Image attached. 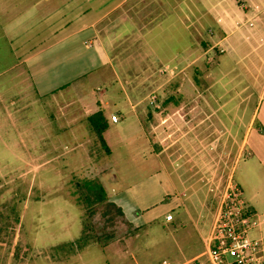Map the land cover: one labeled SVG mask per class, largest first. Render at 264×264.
Listing matches in <instances>:
<instances>
[{
	"label": "rangeland",
	"instance_id": "obj_1",
	"mask_svg": "<svg viewBox=\"0 0 264 264\" xmlns=\"http://www.w3.org/2000/svg\"><path fill=\"white\" fill-rule=\"evenodd\" d=\"M160 1L133 0L125 8L124 17L136 19L139 25L135 28L141 35L146 33L150 53L140 43L145 53L137 60L129 59L139 69L137 80L124 76L123 91L105 108L110 120L106 134L109 152L83 122L69 121L68 116L82 111L58 105L51 97L35 99L25 72L0 73V264H212L207 253L185 262L205 249L186 210L197 214L208 228L218 205L236 185L231 167L243 157L242 135L264 80V73L256 72L250 78L244 73L249 64L248 68L257 65L264 72V56L258 52L264 47V7L236 1L241 6L234 17L240 20L225 26L227 33L242 40L233 54L239 61L236 64L228 41H217L219 34L209 28L208 20L197 22L196 12L200 15L201 11H175L178 17H185L187 26L168 23L171 17L153 25L167 12L158 9ZM202 3L200 0L199 5ZM176 17L172 20L177 23ZM251 32L257 35L255 58L247 56L241 44L247 43ZM14 60L0 41V70ZM169 61L176 68L161 71L168 68ZM231 67L235 68L220 80L223 84L211 86L217 71ZM133 83L137 85L131 93ZM151 89L156 91L158 107L148 102ZM170 96L173 100L162 105ZM110 112L117 123L111 122ZM186 118L190 119L188 125ZM201 118L202 144L188 149L190 155L200 157V165L192 172L196 183L187 188L181 136ZM75 137L80 139L74 142ZM154 138L163 149L159 157L167 164L164 167L173 191L166 192L168 181L163 173L152 175L160 165H141L142 157L149 154L148 141L151 144ZM237 165L236 177L243 170L244 159ZM96 166L105 170L98 172ZM101 176L106 177L104 182ZM86 178H96L105 191L124 190L123 206L134 223L123 216L103 215L101 204L86 206L77 184ZM170 198L179 203L171 211L172 221L164 219ZM135 207L137 217L132 215ZM83 230L89 235L88 243L79 249L75 241ZM249 235L256 237L259 232L254 229ZM68 242L74 249L59 246Z\"/></svg>",
	"mask_w": 264,
	"mask_h": 264
},
{
	"label": "crops",
	"instance_id": "obj_2",
	"mask_svg": "<svg viewBox=\"0 0 264 264\" xmlns=\"http://www.w3.org/2000/svg\"><path fill=\"white\" fill-rule=\"evenodd\" d=\"M131 1L134 3L133 0H0V41L15 59L9 66L0 70V73H10L13 69L25 72L35 99L42 100L51 97L58 105H67L68 108L73 106L79 109L82 112L76 116H68L69 121L83 122L87 132L92 133L87 116L100 109L106 117L105 108L109 106L110 100H115L123 91L124 76L129 77L131 81L137 80L135 72L138 68L133 67L134 62L131 63V61L139 59L141 53H145L141 51L143 45L140 43L145 44V48L150 53L146 33L141 35L135 28L139 25L136 19L129 16L124 17L125 8L131 7ZM199 1L193 0L192 3L187 0L160 1L158 9L167 12L153 25H160L163 18L171 17L168 23L187 26V21L184 22L185 17H178L175 11L182 12L191 9L201 11L200 15L196 12L197 22L203 19L208 20L209 28L215 29L219 34L217 41L227 40L229 53L236 54V43L242 42L241 37L227 33L225 26H232L240 20L234 17V13L239 12L241 4H237V0H202L203 3L199 5ZM188 4L193 6L189 8ZM257 4L264 7V0H247V5L256 7ZM173 15L177 16V23L172 20ZM256 36L255 32L247 33V43H241L248 52L247 56L248 54L253 56ZM258 52L264 56V47L258 48ZM253 57L255 58V55ZM233 60L236 64L239 62L235 61V57ZM171 64V61L166 63V65ZM249 65H247V72H244L249 78L256 72L264 73L261 66L255 65L252 69V66L248 68ZM232 68L235 67L217 71L215 76L217 78L213 80L211 86L223 84L220 82L221 78L231 73ZM229 80L230 78L227 81ZM150 82L154 83L152 80ZM196 82L198 86L197 79ZM133 85L132 87L129 85L131 93L137 84L133 83ZM245 87L246 85L243 89ZM257 89L258 93L250 109L248 124L242 135L243 170L238 177L235 176L237 164L242 158L236 159L231 167V175L239 188L242 200L251 211L264 218V80ZM128 91L127 94L131 96ZM152 92L156 91L151 89L149 94ZM246 104L247 101H245ZM133 106L135 104H131L132 108ZM112 113L110 112L111 122L117 123L118 120L112 121ZM106 120L107 127L103 132V137L107 144L106 134H108L110 120L107 117ZM189 121L190 119L186 118L184 123L187 124ZM202 122V118L196 120L195 125H191L190 129L183 132L185 135L181 136H184L183 148L186 151L183 154L184 159L182 158L181 165L186 175L184 182L187 188L196 183V180L193 181L194 173L192 172L197 165H200L198 161L200 157L190 155L188 149L194 150L202 144L200 139V135L204 137L203 130L200 129ZM56 130L58 132L59 129ZM73 134L76 133L73 132ZM76 139L80 138L75 137L73 141L75 142ZM148 146L149 154L142 157L141 165H160L159 168L154 167L152 175L157 177L158 174L163 173L168 181L166 192L168 189L173 191L174 184L170 179L168 180L164 167L167 164L160 158L163 149L159 148L156 139L151 141V144L148 141ZM212 163L211 160L210 164ZM93 165L104 164L94 162ZM106 165L113 164L107 162ZM96 170L103 172L105 168L96 166ZM104 177L101 176L100 181L104 182ZM123 191L110 188L105 192L108 199L121 207L124 219L129 223H134L126 215L121 196ZM168 202L171 204L164 212V219L172 221L174 215L171 211H175L179 203L172 198L168 199ZM137 209L135 207L132 210L134 217L138 216ZM216 210L208 228L206 223H201L197 214L186 210L187 216L194 220V228L205 249L185 259V262L206 253ZM167 212L172 214L170 219L165 218ZM263 225L264 222L257 230L264 243Z\"/></svg>",
	"mask_w": 264,
	"mask_h": 264
},
{
	"label": "built area",
	"instance_id": "obj_3",
	"mask_svg": "<svg viewBox=\"0 0 264 264\" xmlns=\"http://www.w3.org/2000/svg\"><path fill=\"white\" fill-rule=\"evenodd\" d=\"M161 71L172 72V66ZM176 68V66H174ZM173 67V68H174ZM165 73V72H164ZM149 104L158 107L157 94H149ZM112 121H117L112 115ZM171 213L165 218L170 219ZM264 222L249 209L240 197L238 186L231 187L227 198L221 201L211 227L206 253L212 264H264V243L261 235H249Z\"/></svg>",
	"mask_w": 264,
	"mask_h": 264
},
{
	"label": "trees",
	"instance_id": "obj_4",
	"mask_svg": "<svg viewBox=\"0 0 264 264\" xmlns=\"http://www.w3.org/2000/svg\"><path fill=\"white\" fill-rule=\"evenodd\" d=\"M204 44V43H203ZM173 100L172 96L164 99L162 105H166L169 101ZM176 104V101H175ZM87 121L91 131L94 133L97 140L104 147L105 152H109L107 144L103 137V132L107 127V120L102 110L97 109L87 116ZM78 191L86 203V206L94 204H101L103 206V215H119L123 216V211L119 205L114 201L108 199L104 187L98 182L96 178H86L81 183H77ZM15 221H19L18 215H15ZM2 225H0L1 229ZM89 235L83 230L82 234L76 239L75 243L77 248L82 249L88 243ZM68 246L69 250L74 249L72 242L62 243L59 246ZM67 249V250H68Z\"/></svg>",
	"mask_w": 264,
	"mask_h": 264
}]
</instances>
